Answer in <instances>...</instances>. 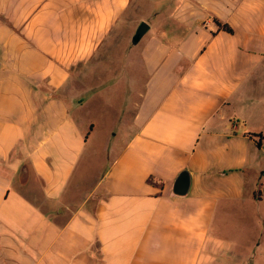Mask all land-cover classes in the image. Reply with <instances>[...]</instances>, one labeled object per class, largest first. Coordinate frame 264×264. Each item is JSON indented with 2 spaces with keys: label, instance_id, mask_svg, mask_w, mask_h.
<instances>
[{
  "label": "crops",
  "instance_id": "0c3cea01",
  "mask_svg": "<svg viewBox=\"0 0 264 264\" xmlns=\"http://www.w3.org/2000/svg\"><path fill=\"white\" fill-rule=\"evenodd\" d=\"M0 264H264V0H0Z\"/></svg>",
  "mask_w": 264,
  "mask_h": 264
},
{
  "label": "rangeland",
  "instance_id": "374dc122",
  "mask_svg": "<svg viewBox=\"0 0 264 264\" xmlns=\"http://www.w3.org/2000/svg\"><path fill=\"white\" fill-rule=\"evenodd\" d=\"M147 15H148L147 13H143L141 16L135 15L134 17L129 19V21L126 24V26L124 27V29H122L120 31L121 36H120V40L118 41V42H120L119 46H117V48L115 47V49L112 50L113 51L112 53L114 55L118 56V55H120V53L122 54L124 47H126L127 44L131 43V37H132V35H133L137 25H138L139 20L141 19L140 21L146 22L148 19ZM97 149H99L98 146H97ZM224 229H225V233L227 235H232V234L236 233L237 226L232 225V224H227V225H225Z\"/></svg>",
  "mask_w": 264,
  "mask_h": 264
},
{
  "label": "water",
  "instance_id": "95a60500",
  "mask_svg": "<svg viewBox=\"0 0 264 264\" xmlns=\"http://www.w3.org/2000/svg\"><path fill=\"white\" fill-rule=\"evenodd\" d=\"M149 29V24L145 21H140L131 37V44L135 45L141 37ZM190 187V174L186 170H182L176 177L173 184V192L178 195H184Z\"/></svg>",
  "mask_w": 264,
  "mask_h": 264
},
{
  "label": "trees",
  "instance_id": "16d2710c",
  "mask_svg": "<svg viewBox=\"0 0 264 264\" xmlns=\"http://www.w3.org/2000/svg\"><path fill=\"white\" fill-rule=\"evenodd\" d=\"M215 22L217 23V25H218V27H219L220 29L226 30V31H228V32H232V29L230 28L229 25H227V24H225V23H222V22H220V21H218V20H216V19H215Z\"/></svg>",
  "mask_w": 264,
  "mask_h": 264
}]
</instances>
